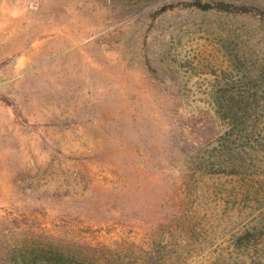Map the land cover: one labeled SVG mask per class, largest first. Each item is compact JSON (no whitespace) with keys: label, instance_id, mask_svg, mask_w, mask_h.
<instances>
[{"label":"rangeland","instance_id":"obj_1","mask_svg":"<svg viewBox=\"0 0 264 264\" xmlns=\"http://www.w3.org/2000/svg\"><path fill=\"white\" fill-rule=\"evenodd\" d=\"M59 256L264 264V0H0V264Z\"/></svg>","mask_w":264,"mask_h":264},{"label":"trees","instance_id":"obj_2","mask_svg":"<svg viewBox=\"0 0 264 264\" xmlns=\"http://www.w3.org/2000/svg\"><path fill=\"white\" fill-rule=\"evenodd\" d=\"M194 5L195 6H197V7H199V8H201V9H209V8H211V5L210 4H200V3H194ZM219 5H220V7L222 8V9H227V10H229V4H226V5H228V6H224V5H222V3H219ZM163 10H166V8H163ZM54 263L55 264H69V262L67 261V260H63V258H61L60 256H59V258H57L56 260H54Z\"/></svg>","mask_w":264,"mask_h":264}]
</instances>
